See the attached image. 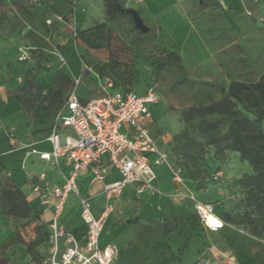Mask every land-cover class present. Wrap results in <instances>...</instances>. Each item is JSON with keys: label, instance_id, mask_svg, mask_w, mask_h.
Returning <instances> with one entry per match:
<instances>
[{"label": "rangeland", "instance_id": "1", "mask_svg": "<svg viewBox=\"0 0 264 264\" xmlns=\"http://www.w3.org/2000/svg\"><path fill=\"white\" fill-rule=\"evenodd\" d=\"M80 1H101L102 19L80 28L75 20L78 11L84 13ZM118 1L124 11L114 0H65L68 10L62 11L42 0L0 1V189L18 187L27 203L17 199L11 206L0 198V255L11 264H44L50 229L42 205L28 199L32 179L27 177L40 169L29 150L45 141L62 100L80 78L75 92L82 98L101 94L110 83L137 95L152 88L155 131L171 136V166H165L155 191L145 199L123 198L105 234L118 248L116 264H264V230H252L264 224V210L250 204L249 191L238 183L252 166L225 148L229 120L221 118L217 130L202 133L199 120L183 114L233 90L245 99L235 100L237 108L264 131L255 119L256 113L264 118V94L246 95V88L237 86L264 85V0H185L191 29L201 37L192 41L205 45L184 49L174 34L158 27L140 31ZM94 25L101 27L87 40L98 41L100 48L80 34ZM103 48L105 57L94 53ZM72 52L80 65L77 75L69 65ZM85 67L100 79H84ZM176 170L179 181L173 178ZM197 201H210L225 226L216 231L200 226ZM59 220L67 229L79 221L73 197Z\"/></svg>", "mask_w": 264, "mask_h": 264}, {"label": "built area", "instance_id": "2", "mask_svg": "<svg viewBox=\"0 0 264 264\" xmlns=\"http://www.w3.org/2000/svg\"><path fill=\"white\" fill-rule=\"evenodd\" d=\"M25 54L21 58H26ZM79 82L80 78L74 79L75 87ZM75 87L68 92L44 139L51 144V150L31 149L40 159H52L56 164L65 157L69 163L61 183L49 185L41 172L32 186L40 203L52 208L48 222L50 248L44 264H116L115 242L101 240L107 217L113 210L112 200L118 199L129 184L134 185L137 196L145 191L153 193L156 168L171 166L169 151L161 150L149 132L151 105L156 103L157 96L152 88L137 95L132 90L109 89L110 83L97 97L83 101ZM7 134L12 138L13 130L8 129ZM110 170L118 174L117 179L108 178ZM87 171L92 174L91 181L100 184L106 205L95 215L92 198L79 197L84 231L78 236L65 230L59 218L69 193L79 194L77 176ZM173 178L180 180L178 170L173 172ZM194 212L205 229L216 231L225 226L211 202L197 201Z\"/></svg>", "mask_w": 264, "mask_h": 264}, {"label": "crops", "instance_id": "3", "mask_svg": "<svg viewBox=\"0 0 264 264\" xmlns=\"http://www.w3.org/2000/svg\"><path fill=\"white\" fill-rule=\"evenodd\" d=\"M3 1H9V0H3ZM42 1H44L45 6L52 7L53 9H55V11L56 10L62 11L65 9L68 10L67 3L65 4V0H42ZM120 1L127 9H134L142 19L144 25L147 26L148 28L158 27L159 29H161V31H163L167 35L174 34L177 45L180 46V48L184 49L183 47L186 45H188V47H193V48H195V44L200 46L205 45L203 41H196V42L192 41L195 39L199 40V38L201 37L200 35H194L195 32H193L191 29L192 22L188 14H186L185 11L183 10V7H185L184 5L185 0H120ZM79 3L81 7L84 8V13H80L78 11V14L77 13L75 14V18H76L75 20L78 26H80V28H87L93 25L95 22H98L99 20L102 19L103 10L101 8L102 6L101 1H80ZM180 29H186V30L182 31ZM94 53L99 56H102L101 58L105 57L106 55L104 48L98 49ZM70 61L73 64V66H70L71 70L74 74L77 75V73L80 70V65L76 53H74V56H73V52L70 54L69 65H70ZM89 71L86 69V67L82 69L81 73L83 72L82 77L84 79L88 78L91 81L100 79L95 72H93L94 75L91 76L88 73ZM109 89H114V88L111 87ZM146 91H144V93L140 95H144ZM97 96H92L91 94H89L87 98H82L81 96L79 97L81 100L87 101ZM151 112H152V116H151V121L149 123V132L151 136L154 138L157 146L161 150L169 151L168 148H169V141L171 140V136L169 135V133H167L164 130L160 132L155 131L156 119L152 109ZM10 140L13 143L15 139H10ZM31 149H36L37 151H50L51 144L47 141H43ZM31 149L29 150L30 152L29 156L37 159L34 168L36 169L40 168V169L36 173H30L28 175L29 177H27L29 179H32L30 192L28 194V199L37 201L40 205H42L44 218L49 222L50 217L52 215V208L50 205H43L40 203L39 194L33 191L32 186L37 182V175L41 172L45 173L46 181L49 183V185L61 183L65 175H67L68 173L69 163L65 157L59 158L56 164H54L52 159L51 160L40 159L36 153L31 152ZM164 170H165V166H160L156 168V173H157L156 181H158V178L160 177L161 173ZM91 175L92 174L90 171L78 175L76 178V183L79 194L75 195L73 193H69V195L66 198L67 201L69 196L73 197V200L75 202V208L79 211V221L77 223H74L69 229H67L64 226L63 224L64 222L62 223L60 221L61 225L65 230L72 231L78 236H80L84 231V224L80 218V207L78 202L79 197L89 196L92 198L93 213L95 215H99L106 205V199L100 193L101 186L100 184L91 181ZM108 178L117 179L118 174L114 170H110L108 174ZM19 180H20L19 182H21L22 184V181L24 179L21 178ZM149 194L150 193L148 191H145L137 196L134 194V185L133 184L127 185L126 188L124 189L123 194L118 199L112 200L114 204L113 210L109 213L107 217L105 229L101 236V240L102 241L108 240L105 234L109 228H111L112 230L111 226L112 223L114 222L113 218L115 216V212L121 210V206L123 204V198L127 197L131 199H145L149 197ZM63 210H64V206H63ZM1 230H2V226L0 225V231Z\"/></svg>", "mask_w": 264, "mask_h": 264}, {"label": "trees", "instance_id": "4", "mask_svg": "<svg viewBox=\"0 0 264 264\" xmlns=\"http://www.w3.org/2000/svg\"><path fill=\"white\" fill-rule=\"evenodd\" d=\"M114 2V6H118L121 11H124V8L121 7L118 0H114ZM100 27L101 25H94L93 27L80 31L81 36L92 48L102 47L98 41L87 40L89 34L96 35V31H98ZM109 40L110 36L107 38L108 43ZM237 86L246 88V95H253L258 93V91L260 94H264V85L262 86L261 82ZM114 89L130 90L127 87L119 86L114 87ZM66 96L62 100L58 110L66 99ZM235 100L245 103V99L243 97H239L237 92L232 90L229 93L224 94L223 98L220 100L198 106H190L183 114L186 118L198 119L199 121L197 126L202 133L217 130L220 126L221 118L229 120L223 135V139L226 141L225 148L237 151L240 154V157L248 161V163L252 166V173L244 174L238 179V183L240 187L249 191L248 201L250 204L262 211L264 210V131L261 129H255L252 121L237 108ZM215 116H218L219 118L211 120V118ZM255 119L263 122L264 124V118L260 114L256 113ZM53 121L49 125V130ZM170 149H173V147ZM0 198L3 199L4 202L6 201L9 203L11 206H15L17 199L27 204L20 189L18 187H13L11 184L5 185L0 189ZM194 214L197 222L201 226L195 212ZM252 230L254 232H260L264 230V224L259 228L252 226ZM0 264L11 263L5 257L0 255Z\"/></svg>", "mask_w": 264, "mask_h": 264}, {"label": "water", "instance_id": "5", "mask_svg": "<svg viewBox=\"0 0 264 264\" xmlns=\"http://www.w3.org/2000/svg\"><path fill=\"white\" fill-rule=\"evenodd\" d=\"M128 11L130 12L132 19L134 21V24L136 25V27L142 31V32H146L148 30V27L144 25L142 19L140 18V16L138 15V13L134 10V9H128Z\"/></svg>", "mask_w": 264, "mask_h": 264}, {"label": "snow or ice", "instance_id": "6", "mask_svg": "<svg viewBox=\"0 0 264 264\" xmlns=\"http://www.w3.org/2000/svg\"><path fill=\"white\" fill-rule=\"evenodd\" d=\"M215 223V222H214Z\"/></svg>", "mask_w": 264, "mask_h": 264}]
</instances>
